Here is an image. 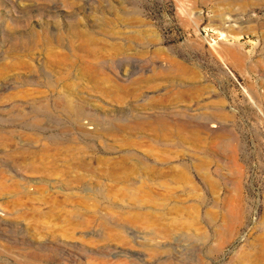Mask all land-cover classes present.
Here are the masks:
<instances>
[{
	"label": "rangeland",
	"instance_id": "obj_1",
	"mask_svg": "<svg viewBox=\"0 0 264 264\" xmlns=\"http://www.w3.org/2000/svg\"><path fill=\"white\" fill-rule=\"evenodd\" d=\"M0 264H264V0H0Z\"/></svg>",
	"mask_w": 264,
	"mask_h": 264
},
{
	"label": "bare ground",
	"instance_id": "obj_2",
	"mask_svg": "<svg viewBox=\"0 0 264 264\" xmlns=\"http://www.w3.org/2000/svg\"><path fill=\"white\" fill-rule=\"evenodd\" d=\"M211 128H217V125H215V124H213L212 126H211Z\"/></svg>",
	"mask_w": 264,
	"mask_h": 264
}]
</instances>
